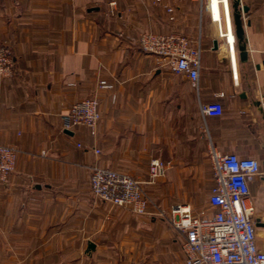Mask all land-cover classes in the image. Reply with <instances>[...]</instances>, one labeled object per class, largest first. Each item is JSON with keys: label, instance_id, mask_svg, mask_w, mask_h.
<instances>
[{"label": "crops", "instance_id": "crops-1", "mask_svg": "<svg viewBox=\"0 0 264 264\" xmlns=\"http://www.w3.org/2000/svg\"><path fill=\"white\" fill-rule=\"evenodd\" d=\"M226 6L228 20L220 1L213 18L206 0H0V39L15 60L9 76L0 74V143L16 149L14 169L0 181V257L184 264V234L168 217L176 205L212 212V147L259 159L250 202L254 221H264V0ZM238 12L244 61L234 35ZM141 32L198 41L196 86L142 50ZM101 79L112 87H99ZM86 97L98 100L95 134L63 125L70 104ZM214 100L223 113L203 114L201 104ZM152 159L165 164L154 179ZM92 166L136 177L164 214L95 198ZM256 230L264 250V226Z\"/></svg>", "mask_w": 264, "mask_h": 264}, {"label": "built area", "instance_id": "built-area-1", "mask_svg": "<svg viewBox=\"0 0 264 264\" xmlns=\"http://www.w3.org/2000/svg\"><path fill=\"white\" fill-rule=\"evenodd\" d=\"M206 1L213 18H219L220 1L228 20L226 0ZM137 44L142 50L154 54L159 66L183 75L192 86H196L201 52L198 41L179 32H141ZM14 64L11 49L0 40V74L9 76ZM98 85L105 89L112 87L102 79ZM222 95V92L217 94L218 97ZM200 108L207 116L223 113L218 100L203 103ZM99 117L98 100L95 97L81 98L70 104L63 115V125L65 128L85 126L91 134H95ZM208 157L213 179L208 195L212 212L202 210L195 215L188 206L176 205L168 217L173 226L184 234L181 244L184 264H264V250L257 245L249 189V182L262 173L259 159L239 156L234 152H220L213 147ZM15 159V147L0 143V181H4L14 169ZM164 166L162 161L152 159L148 166L150 178L160 175ZM89 188L95 198L133 213L164 214L145 194L141 181L127 173L92 166Z\"/></svg>", "mask_w": 264, "mask_h": 264}, {"label": "water", "instance_id": "water-1", "mask_svg": "<svg viewBox=\"0 0 264 264\" xmlns=\"http://www.w3.org/2000/svg\"><path fill=\"white\" fill-rule=\"evenodd\" d=\"M234 35L237 39L236 50L238 52V57L241 61L246 60L247 51H246V43L244 40V31L242 27V21L240 19V13L234 14ZM255 224L257 226H264V221H260L259 218L255 219Z\"/></svg>", "mask_w": 264, "mask_h": 264}, {"label": "rangeland", "instance_id": "rangeland-1", "mask_svg": "<svg viewBox=\"0 0 264 264\" xmlns=\"http://www.w3.org/2000/svg\"><path fill=\"white\" fill-rule=\"evenodd\" d=\"M1 40V39H0ZM2 42V41H1ZM3 43V42H2ZM4 44V43H3ZM11 49V48H10ZM12 51V50H11ZM164 68V67H163ZM165 70L169 71L168 69L164 68ZM208 157V155H207ZM30 258L32 259H35V262L34 263H37L38 261H42L44 258L46 257H20V256H12V257H9V256H6V257H0V264H27L28 261L30 260ZM38 258V259H37ZM60 257H57V259H59ZM27 260V261H26ZM37 261V262H36Z\"/></svg>", "mask_w": 264, "mask_h": 264}, {"label": "bare ground", "instance_id": "bare-ground-1", "mask_svg": "<svg viewBox=\"0 0 264 264\" xmlns=\"http://www.w3.org/2000/svg\"><path fill=\"white\" fill-rule=\"evenodd\" d=\"M214 3V2H213Z\"/></svg>", "mask_w": 264, "mask_h": 264}]
</instances>
